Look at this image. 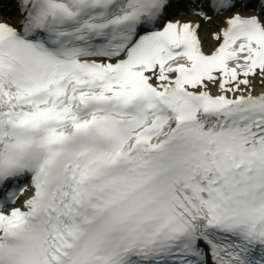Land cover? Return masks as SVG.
Wrapping results in <instances>:
<instances>
[{
	"label": "snow or ice",
	"instance_id": "1",
	"mask_svg": "<svg viewBox=\"0 0 264 264\" xmlns=\"http://www.w3.org/2000/svg\"><path fill=\"white\" fill-rule=\"evenodd\" d=\"M0 264H264V0H0Z\"/></svg>",
	"mask_w": 264,
	"mask_h": 264
}]
</instances>
